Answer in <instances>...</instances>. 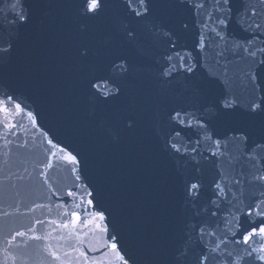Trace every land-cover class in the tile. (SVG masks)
Returning <instances> with one entry per match:
<instances>
[{
  "label": "water",
  "instance_id": "obj_1",
  "mask_svg": "<svg viewBox=\"0 0 264 264\" xmlns=\"http://www.w3.org/2000/svg\"><path fill=\"white\" fill-rule=\"evenodd\" d=\"M11 2L0 0V47L11 46L6 54H0V93L17 98L37 117L39 129L48 131L78 155L82 177L78 183L94 192V210L105 212L109 235L125 238H121V255L132 258V264H190L191 254L181 255L186 251V241L189 246L195 241V237L188 241L186 225L208 217L206 209L213 196L212 185L219 179L218 166L228 165L224 157L216 160L210 155L206 142H202L200 154L191 153V146L203 133L171 124L168 114L173 109H184L199 116L202 104H215L224 96L235 99L238 107L228 110L227 115L217 116L214 110L207 115L213 139H221L227 145L226 151L238 156L243 145L224 139L233 135L230 130L249 131L251 145L260 139L264 125V112L250 114L245 108L252 98V90L241 75L246 60H233L229 54L233 62L225 72L223 61L218 66L210 50L198 53L195 45L201 29L197 21L204 17L182 0H148L150 12L143 18L128 11L127 0H104L103 9L92 19L80 15V0H24L29 17L24 24L10 23L19 10H13ZM255 3L231 0L232 12L223 29L229 43L250 38V32L242 30L241 25L247 21L241 17L245 6ZM125 27L136 33L135 40L126 38ZM255 46L264 44L257 39ZM84 49L88 55L82 58L79 52ZM177 53L186 57L190 54L188 63L194 65L193 72H179L169 80L161 78L164 58L172 56L179 64ZM121 60L126 61L128 72L117 79L120 93L106 103L95 102L89 81L108 78L113 63ZM259 84L257 97L264 95V72L259 74ZM21 124L15 130L17 135L8 137L13 141L9 148H4V140L0 139V162L6 159L3 153L8 152L13 172H24L25 168L33 171L34 163L44 156L39 147L43 140L40 131L27 119ZM174 132L180 135L174 136ZM169 139L174 140L179 152L167 145ZM25 142L26 148L16 147ZM243 163L234 160L231 167L238 171ZM49 177L54 190H76L70 166L54 167ZM197 181L201 184L200 195L191 200L186 195V184ZM16 183L27 193L26 202H46L38 199L42 189L36 179L29 177ZM240 191L245 198L256 194V189L247 185ZM226 207L227 203L222 205ZM223 215L222 211L221 218ZM30 223L29 218L15 216L0 219V238L9 229ZM88 241L97 248L103 243L93 234ZM30 243L35 250L37 242ZM109 253L91 255L101 260Z\"/></svg>",
  "mask_w": 264,
  "mask_h": 264
},
{
  "label": "snow or ice",
  "instance_id": "obj_2",
  "mask_svg": "<svg viewBox=\"0 0 264 264\" xmlns=\"http://www.w3.org/2000/svg\"><path fill=\"white\" fill-rule=\"evenodd\" d=\"M182 2L194 13L204 17L197 21L201 29L195 45L197 52L210 50V55L215 58L218 66L223 61L225 72L228 64L233 62L229 60V54L233 60L236 58L246 60V68L241 69V75L252 90V98L245 106L246 111L250 114L264 112V95L260 97L255 95L260 89L259 74L264 72V47L255 46L257 39L264 44L262 39L264 0H256L255 4L245 6L243 10L241 19L247 22L241 27L243 31L250 32V38L243 42L231 43L223 32L232 12L231 0H182ZM10 7L13 10L19 9L14 12L10 23H27L29 17L24 0H12ZM103 7L104 0H80L79 13L85 19H92ZM126 7L137 18H143L150 12L148 0H136L135 6L133 0H127ZM125 36L129 41L136 39V33L127 27ZM220 42H223V46ZM172 46L175 47V44ZM10 47V45L7 48L0 47V54H6ZM87 55V49L79 52L82 58ZM176 56L179 64L173 62L172 56L164 58L166 63L161 65L159 72L161 78L169 80L176 73L193 72L194 65L188 63L191 59L190 54L186 57L177 53ZM127 72V63L121 60L118 64L113 63L112 75L108 78L101 76L94 77L95 82L90 80L92 99L103 104L110 97L118 95L121 89L117 79ZM236 107L238 105L235 99L224 96L215 104H202L198 109L199 116L184 109H173L168 114L171 124L189 129L197 128L203 133V136L191 146V153L200 154L201 144L206 142L210 155L216 160L224 157L228 165V168L218 166L219 179L212 185L213 196L208 201L206 209L208 217L194 219L186 225L188 241H192L193 237L195 241L194 246H189L186 241V251L181 255L187 256L190 253V264H264V125L261 127L260 139L251 145L248 143L251 135L249 131L243 128L230 130L233 135L224 139L243 145L238 156L226 151L227 145L222 144L219 138L213 139L215 134L209 133L211 121L208 113L214 110L217 116L223 117L228 114V110H234ZM23 119H27L33 128L40 131L43 140L39 147L43 148L44 156L34 163L33 171L25 168L24 172H13L7 159L9 153H3L6 159L0 162V219L15 216L29 218L31 223L22 224L17 229H9L8 234L2 235L0 252L3 253V259H0V264H103V261L91 254L99 253L100 256H104L109 250L118 264H128V260L121 255L118 247L119 237L115 234L109 235L105 212L94 210L96 208L94 192L88 191L87 185L78 183L82 179L78 171L81 164L78 155L58 143L48 131L39 129L37 117L22 106L17 98L6 92L0 93V139L4 140V148H9L13 143L8 137L17 135L15 130L22 127ZM179 135L180 132H174V136ZM166 143L173 151L179 152L174 140L169 139ZM16 147L26 148L27 142L17 144ZM185 152L187 153V149ZM234 160L244 162L238 171L231 167ZM58 165L71 167L77 182L73 184L75 191L70 188L65 193L53 189L49 170ZM29 177L38 181L42 189L38 199L43 198L46 202L37 203L35 200L31 203L26 202L27 193L16 182ZM243 185L256 189V194L245 198L240 191ZM200 189L201 184L198 181L187 183V197L191 200L197 199ZM45 191L48 193L46 196ZM66 198L75 203L70 204ZM9 199L12 203H8ZM225 203L227 207L222 208ZM5 204L7 208L4 207ZM222 211L223 218L220 216ZM195 215L199 216V212ZM90 234L98 235L103 241L100 248L91 246L88 241ZM30 242H38L35 250L32 249Z\"/></svg>",
  "mask_w": 264,
  "mask_h": 264
}]
</instances>
